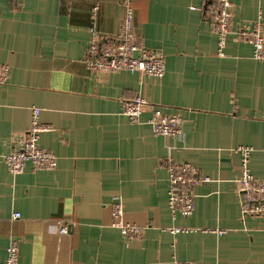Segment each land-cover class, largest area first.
<instances>
[{
    "label": "crops",
    "instance_id": "crops-1",
    "mask_svg": "<svg viewBox=\"0 0 264 264\" xmlns=\"http://www.w3.org/2000/svg\"><path fill=\"white\" fill-rule=\"evenodd\" d=\"M231 2L224 56L207 1L132 2L140 43L166 60L157 79L95 75L86 66L89 29L95 23L114 36L124 0H0V64L10 67L0 85V154L18 148L40 109L50 130L39 146L58 160L54 171L28 163L13 175L0 157V264L13 240L20 264H264V218H242L233 152L253 148L250 168L264 181V62L235 34L259 21L264 36V0ZM138 96L148 105L132 123L122 105ZM152 105L182 115L180 137L155 135ZM170 161L190 162L211 179L194 188L189 217L169 208ZM116 196L125 220L143 228L140 239L112 227ZM60 221L67 234L56 231ZM177 227L190 231L167 230Z\"/></svg>",
    "mask_w": 264,
    "mask_h": 264
},
{
    "label": "built area",
    "instance_id": "built-area-1",
    "mask_svg": "<svg viewBox=\"0 0 264 264\" xmlns=\"http://www.w3.org/2000/svg\"><path fill=\"white\" fill-rule=\"evenodd\" d=\"M124 0L125 14L121 20L118 32L114 36L101 33L95 23L89 29L90 41L85 54V63L88 70L95 75L115 74L120 71L143 73L161 79L166 72L164 55L144 47L135 32L134 10L132 2ZM208 3L207 12L212 17L213 30L218 36L219 55L224 56L227 37L233 32L232 2L231 0H205ZM99 4L93 8L95 19ZM237 39L242 43H249L253 48V58L264 62V36L261 22L257 21L251 26H243L236 33ZM10 67L0 64V85L8 82ZM148 105V101L138 96L127 100L122 105V113L132 123H139L141 116ZM152 113L147 123L152 127L155 135L167 137H180L183 132L184 118L180 114H166L160 107L151 106ZM40 109L33 110L31 125L19 139L18 148L7 154H0L13 175L23 173L30 163L36 170L54 171L57 168V156L39 146L41 134L48 132L50 127L40 122ZM239 155L240 175L237 179V193L240 197V211L242 218L259 216L264 218V181L255 177L250 168V159L253 148L239 146L233 150ZM169 193L168 205L173 214L184 217L192 215L195 209L194 188L201 183H209L211 179L202 175L201 171L190 162L170 161L168 165ZM20 217L15 213L14 218ZM112 227L118 229L127 240L140 239L143 228L128 223L122 199L114 197L112 203ZM172 234L190 231L184 228L167 229ZM60 234H67L69 226L60 221L56 227ZM215 232L216 230L207 229ZM222 234L224 231L217 230ZM2 264L19 263L18 241L13 240L7 249V259ZM174 264H195L193 262H178Z\"/></svg>",
    "mask_w": 264,
    "mask_h": 264
}]
</instances>
